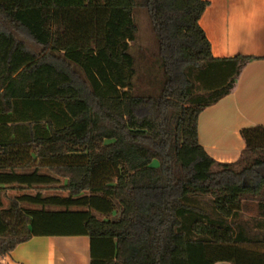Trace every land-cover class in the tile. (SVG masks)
<instances>
[{
	"label": "trees",
	"instance_id": "1",
	"mask_svg": "<svg viewBox=\"0 0 264 264\" xmlns=\"http://www.w3.org/2000/svg\"><path fill=\"white\" fill-rule=\"evenodd\" d=\"M208 4L0 0V257L34 236H86L89 264H264V125L240 131L234 162L198 139L199 114L257 58L213 56ZM136 7L154 32L151 93L131 52ZM60 179L66 195L38 187ZM13 184L38 188L4 205Z\"/></svg>",
	"mask_w": 264,
	"mask_h": 264
},
{
	"label": "crops",
	"instance_id": "2",
	"mask_svg": "<svg viewBox=\"0 0 264 264\" xmlns=\"http://www.w3.org/2000/svg\"><path fill=\"white\" fill-rule=\"evenodd\" d=\"M207 1L199 25L213 56L257 57L243 67L232 91L206 107L197 120L198 139L205 151L216 161L234 162L245 147L240 131L264 125V0ZM0 264H89V240L86 236H34L0 257Z\"/></svg>",
	"mask_w": 264,
	"mask_h": 264
},
{
	"label": "rangeland",
	"instance_id": "3",
	"mask_svg": "<svg viewBox=\"0 0 264 264\" xmlns=\"http://www.w3.org/2000/svg\"><path fill=\"white\" fill-rule=\"evenodd\" d=\"M134 21L136 24V38L131 43V52L136 59V67L138 70L137 82L139 88L148 93L152 92V88L147 85L146 72L149 70L151 63H154V59L157 54L155 47V38L153 28L146 10L143 7H136L134 11ZM29 46L32 50H39V47L28 41ZM155 70V69H154ZM155 75L158 74L157 69L154 71ZM155 164V162H154ZM63 183V179L51 185L38 186L43 194H59L66 195L67 192L60 189V185ZM37 187V188H38ZM36 187H20L16 184L7 186L3 190L2 199L4 205H7L10 199L16 195L22 193H35ZM25 206L34 207V205H29L24 203ZM257 215V209L255 201L248 199L243 201L242 205V217L244 219L252 220L253 217ZM76 247V244L73 245Z\"/></svg>",
	"mask_w": 264,
	"mask_h": 264
}]
</instances>
